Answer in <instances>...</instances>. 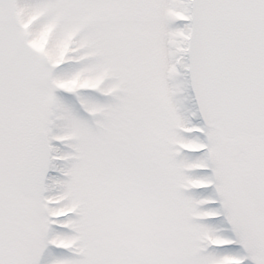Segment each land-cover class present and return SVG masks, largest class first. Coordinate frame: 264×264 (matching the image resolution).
Returning <instances> with one entry per match:
<instances>
[{"label":"snow or ice","instance_id":"snow-or-ice-1","mask_svg":"<svg viewBox=\"0 0 264 264\" xmlns=\"http://www.w3.org/2000/svg\"><path fill=\"white\" fill-rule=\"evenodd\" d=\"M0 264H264V0H0Z\"/></svg>","mask_w":264,"mask_h":264}]
</instances>
